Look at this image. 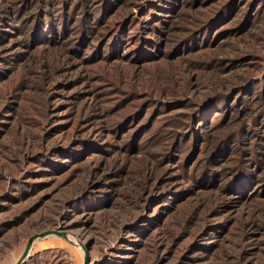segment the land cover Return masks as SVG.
<instances>
[{"label": "rangeland", "instance_id": "1", "mask_svg": "<svg viewBox=\"0 0 264 264\" xmlns=\"http://www.w3.org/2000/svg\"><path fill=\"white\" fill-rule=\"evenodd\" d=\"M85 1L0 0V264H264V0Z\"/></svg>", "mask_w": 264, "mask_h": 264}, {"label": "trees", "instance_id": "2", "mask_svg": "<svg viewBox=\"0 0 264 264\" xmlns=\"http://www.w3.org/2000/svg\"><path fill=\"white\" fill-rule=\"evenodd\" d=\"M44 1H45V4H46L45 6L47 7V9L45 10L44 13H42V16L40 18L41 23H43V25H41V27H40V32L45 31V29L47 27L49 32H46L47 33L46 36L51 35L52 39H54L58 35L62 34L63 30L66 27H68L67 22H68L69 17L67 18V15L69 16V13L71 10H70L69 6L65 3L69 0H60V2H56L57 5H54L52 3V1H49V0H44ZM120 1H122V0H110L108 2H105V4L103 3L102 7L104 5L105 9H106V7H108L109 10H111L114 7V5H118L120 3ZM123 1H125V0H123ZM86 2H87V0L81 4V7H82V5H85ZM151 2L154 4L153 5L154 9H158L161 11L163 10L165 13V14H159L156 11H154V16H156L159 19V23H165L166 24L167 22H169L168 20H170V18H168L169 16L167 14L168 9H173L174 7H176L177 9L180 8V3L179 2L173 3L172 0H151ZM170 4L174 5V6L171 8ZM96 13H97V11L94 12V15ZM187 15H191V14L187 13ZM38 16L40 17V15H38ZM33 18H36V15L33 14ZM138 20L141 21L140 18H138ZM148 20H150V18ZM154 22H157V21L154 20ZM74 25H76V24H73V26ZM152 27L157 28L156 24H152ZM201 27L202 26H199V27H197V29H200ZM68 28H70V27H68ZM85 37H86V35H85ZM188 37L189 36H187V39H188ZM207 38H208V35L202 36V39H205L204 40L205 42L207 41ZM193 41L194 42H189V43H195L197 40H193ZM189 46L190 45H188V47ZM238 97H239V95L237 94L236 100H238ZM234 102H235V100H234ZM234 102H232L231 104H228V107H234L236 109V107L239 106L238 110L242 111L243 107L246 105V102H239L240 105H239V103H236L238 105L233 104ZM245 107L247 108V106H245ZM201 124L198 123V125H196V128H198ZM204 128L208 129L209 127L207 126ZM238 186H239V184H238Z\"/></svg>", "mask_w": 264, "mask_h": 264}, {"label": "water", "instance_id": "3", "mask_svg": "<svg viewBox=\"0 0 264 264\" xmlns=\"http://www.w3.org/2000/svg\"><path fill=\"white\" fill-rule=\"evenodd\" d=\"M52 233H57V231H55V230H46V231H43V232H40V233H35L32 236H30V238L28 239V242H27V244H26L21 256L19 257L18 261L16 262V264H23L24 263V261L30 255V252L33 249L34 242L38 238L45 237V236H47L49 234H52ZM90 261H91L90 255H89L88 251L85 250L84 264H90Z\"/></svg>", "mask_w": 264, "mask_h": 264}]
</instances>
